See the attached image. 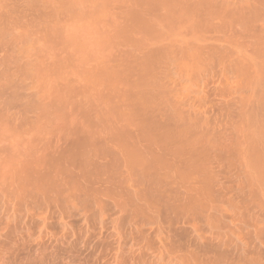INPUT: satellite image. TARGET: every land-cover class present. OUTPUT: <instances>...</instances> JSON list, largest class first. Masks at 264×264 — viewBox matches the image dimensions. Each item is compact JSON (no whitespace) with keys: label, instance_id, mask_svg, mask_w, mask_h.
<instances>
[{"label":"rangeland","instance_id":"rangeland-1","mask_svg":"<svg viewBox=\"0 0 264 264\" xmlns=\"http://www.w3.org/2000/svg\"><path fill=\"white\" fill-rule=\"evenodd\" d=\"M174 8L0 0V264H264V0Z\"/></svg>","mask_w":264,"mask_h":264},{"label":"bare ground","instance_id":"bare-ground-1","mask_svg":"<svg viewBox=\"0 0 264 264\" xmlns=\"http://www.w3.org/2000/svg\"><path fill=\"white\" fill-rule=\"evenodd\" d=\"M175 0H130L132 10L130 31L135 35L137 42L145 43L146 40H139L137 36L142 32L143 24H146L148 19H151L158 28L164 26L163 20L166 17L173 19L175 13H181L180 8H174ZM178 1V0H176ZM180 18L182 15H179Z\"/></svg>","mask_w":264,"mask_h":264}]
</instances>
